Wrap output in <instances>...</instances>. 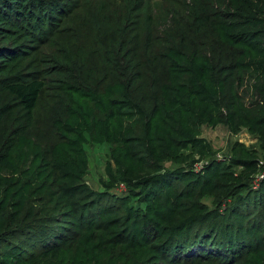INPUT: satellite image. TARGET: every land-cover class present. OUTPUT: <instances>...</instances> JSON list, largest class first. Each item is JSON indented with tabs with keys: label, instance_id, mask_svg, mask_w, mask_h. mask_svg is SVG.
<instances>
[{
	"label": "trees",
	"instance_id": "16d2710c",
	"mask_svg": "<svg viewBox=\"0 0 264 264\" xmlns=\"http://www.w3.org/2000/svg\"><path fill=\"white\" fill-rule=\"evenodd\" d=\"M78 1L0 0V264H264V0H183L161 36L148 2L126 0L94 44L96 82L83 48L42 49ZM46 91L50 137L34 128ZM205 126L256 145L218 158ZM101 144L95 191L85 148Z\"/></svg>",
	"mask_w": 264,
	"mask_h": 264
},
{
	"label": "rangeland",
	"instance_id": "374dc122",
	"mask_svg": "<svg viewBox=\"0 0 264 264\" xmlns=\"http://www.w3.org/2000/svg\"><path fill=\"white\" fill-rule=\"evenodd\" d=\"M85 1H78L77 5L80 6V9L74 10L68 18L63 20L60 32L52 39L50 47L47 45L42 49L48 54L55 55L64 45H68L72 49L83 48L86 54V76L91 82H96L102 77L103 72L99 60L93 54L94 44L97 40L103 43L112 40L111 29L127 14V8H125L126 0H92L90 2L91 7H98L103 12L104 31L100 35H96L88 26L86 9H81ZM143 1L149 4L151 17H153L154 22L152 25L154 36H161L165 31L171 30L179 19H185L183 0ZM30 59L33 58L31 57ZM35 66L36 64L32 60L25 64L23 68L27 72H31ZM51 98L52 92L46 91L34 117V128H40L48 137H50L49 133L51 130L48 126V123H50ZM201 137L209 143L218 158L227 154L229 146L235 141L243 143L247 147L256 145V140L245 130H242L237 136H232L222 126L203 127ZM85 152L88 160L85 181L93 190L101 191L103 190L102 181H107L106 166L111 163L110 146L108 144L86 145ZM201 163L195 164L194 167H199ZM166 167L172 169L175 166L169 163L166 164ZM110 192L120 193L118 186H114ZM206 203H209V201L206 200ZM194 251H198V249Z\"/></svg>",
	"mask_w": 264,
	"mask_h": 264
},
{
	"label": "built area",
	"instance_id": "2783aa9c",
	"mask_svg": "<svg viewBox=\"0 0 264 264\" xmlns=\"http://www.w3.org/2000/svg\"><path fill=\"white\" fill-rule=\"evenodd\" d=\"M199 167H200V166H199ZM199 167H196V168L198 169ZM120 187H122V186H120Z\"/></svg>",
	"mask_w": 264,
	"mask_h": 264
}]
</instances>
